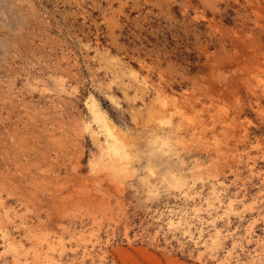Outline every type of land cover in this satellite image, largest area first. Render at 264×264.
Listing matches in <instances>:
<instances>
[{
  "label": "rangeland",
  "instance_id": "1",
  "mask_svg": "<svg viewBox=\"0 0 264 264\" xmlns=\"http://www.w3.org/2000/svg\"><path fill=\"white\" fill-rule=\"evenodd\" d=\"M0 264H264V0H0Z\"/></svg>",
  "mask_w": 264,
  "mask_h": 264
},
{
  "label": "bare ground",
  "instance_id": "2",
  "mask_svg": "<svg viewBox=\"0 0 264 264\" xmlns=\"http://www.w3.org/2000/svg\"><path fill=\"white\" fill-rule=\"evenodd\" d=\"M101 122H102V125L105 127L106 131L109 134H113V132L115 131L114 126L108 121L106 116H104L102 113H101Z\"/></svg>",
  "mask_w": 264,
  "mask_h": 264
}]
</instances>
